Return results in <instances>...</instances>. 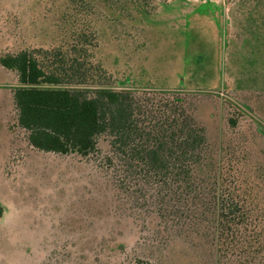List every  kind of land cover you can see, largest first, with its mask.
<instances>
[{"label": "trees", "instance_id": "obj_1", "mask_svg": "<svg viewBox=\"0 0 264 264\" xmlns=\"http://www.w3.org/2000/svg\"><path fill=\"white\" fill-rule=\"evenodd\" d=\"M154 1L44 6L53 42L0 53L12 73V86H0V159L54 153L98 183L100 170L108 172L114 208L130 205L144 221L134 264H264V205L225 174L237 155L264 177V162L252 155L264 160V0L232 1L239 40L223 44H235V61L226 63L233 73L223 82L218 63L215 85L202 83L212 64L201 54L163 78L147 69L146 38L119 27L147 24Z\"/></svg>", "mask_w": 264, "mask_h": 264}, {"label": "rangeland", "instance_id": "obj_2", "mask_svg": "<svg viewBox=\"0 0 264 264\" xmlns=\"http://www.w3.org/2000/svg\"><path fill=\"white\" fill-rule=\"evenodd\" d=\"M155 1L160 5L156 4L147 24L137 21L136 25L119 27L122 30L130 27L137 37L146 38L143 42L149 47L145 50L147 69L163 78L173 75V71L179 72L182 61L192 63L201 54L215 65L209 66L211 77L202 83H217L218 63L223 66L221 80H228L227 73L233 71L226 69V63L229 65L231 58L235 61L230 54L235 44L227 49L223 42L228 37L235 40L232 43L239 40L238 28L233 24L234 0ZM50 2L0 0V53L17 50L21 45L53 42L52 27L46 26L49 15L43 9ZM201 70L204 72L205 68ZM11 77L12 73L0 66V86H12L7 84ZM219 92L237 103L226 90ZM3 96L0 89V99ZM6 109L5 105L3 111ZM250 123V119L245 120L241 129L248 128ZM12 144L14 148L23 146L18 142ZM11 153L10 160L0 159V264H134L135 255L142 257L135 243L140 235L147 234L142 227L144 221L135 219L139 214L130 205L114 208L110 184L105 180L108 172L100 170L98 183L89 169L57 154ZM252 155L264 162L261 154ZM233 157L226 160L228 181H235L238 190L256 193L261 207L264 177L255 171V163L249 159ZM85 211L83 220L81 214ZM140 215L145 216L149 227L156 223L150 213Z\"/></svg>", "mask_w": 264, "mask_h": 264}]
</instances>
